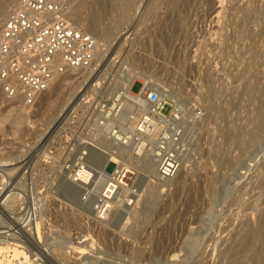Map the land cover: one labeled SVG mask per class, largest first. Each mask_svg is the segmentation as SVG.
Masks as SVG:
<instances>
[{
  "label": "rangeland",
  "instance_id": "1",
  "mask_svg": "<svg viewBox=\"0 0 264 264\" xmlns=\"http://www.w3.org/2000/svg\"><path fill=\"white\" fill-rule=\"evenodd\" d=\"M101 1L94 71L57 79L32 107L1 95L0 232L16 226L17 259L30 264H264V0H112V12ZM96 2L70 0L87 32ZM129 72L168 93L165 114L180 117L179 104L185 120L203 117L188 128L177 183L153 188L137 175L134 214L120 219L125 205L113 200L97 219L96 193L81 195L64 173L97 139L86 100L117 98L104 89Z\"/></svg>",
  "mask_w": 264,
  "mask_h": 264
},
{
  "label": "built area",
  "instance_id": "2",
  "mask_svg": "<svg viewBox=\"0 0 264 264\" xmlns=\"http://www.w3.org/2000/svg\"><path fill=\"white\" fill-rule=\"evenodd\" d=\"M69 4L70 0H22L18 9L1 23L0 98L3 95L10 100L2 96L6 102H22L32 107L40 94L61 76L72 71H94L101 44L69 19ZM141 90L142 85L138 93ZM145 92L140 93L139 103L131 102V111L125 107L111 108L112 102L117 101L114 97L110 100L95 95L86 100L96 115L94 125L105 128L102 131L106 135L110 132L112 146L119 148L117 154L126 163L119 167L118 163L109 161L115 167L112 179L103 183V197L108 201L129 205L128 202L138 198L137 173L126 162L132 143L137 147L134 157L151 159L156 164L154 181L167 184L176 177L187 153L188 128L199 124L203 117L200 109H194L195 120L191 114L185 120L183 108L178 104L181 118H172L170 112L165 114L170 105L157 90ZM83 157H86L84 151L80 160ZM74 167L76 170L77 166ZM95 209H100L97 201ZM110 210L102 207L101 219Z\"/></svg>",
  "mask_w": 264,
  "mask_h": 264
},
{
  "label": "bare ground",
  "instance_id": "3",
  "mask_svg": "<svg viewBox=\"0 0 264 264\" xmlns=\"http://www.w3.org/2000/svg\"><path fill=\"white\" fill-rule=\"evenodd\" d=\"M21 2H22V0H9V2L7 4H4L2 6L0 5V22L6 18V16L12 11V9L14 7L17 6L16 8L13 9V11L16 10V9H18V7L20 6ZM101 2H102L101 0H98V2H96L94 4V7L98 9V12L96 14H94L93 17L88 21V23H89L88 25L90 27V30H89L88 33L90 35H94L91 32L93 30L94 31L97 30V31H99V33L101 32L100 35L105 34V32H103V30H101V28H100V24H101L100 23V20H101L102 12H104L103 11V6H102ZM109 2H110L109 3V12L110 11L112 12L116 8V4L112 0L109 1ZM106 4H108V3H106ZM105 8H107V11L106 12H108V6L107 5H106ZM8 9H9V11H7ZM68 17H71L72 20L74 19L73 20L74 23L76 22V23L81 24L80 17L77 14H74V15L72 14L71 15V13H69L68 14ZM93 37H96V35H94ZM99 52H100V49H99ZM126 71H128V70H126ZM72 72H76V71H72ZM72 72H69V73L65 74V76L63 75L64 77L61 76L60 78H58V80L59 79L61 80V79H64V78L66 79L70 75H74L75 73L72 74ZM80 72H86V71L79 70L78 73H80ZM58 80H55L53 82V84L49 87V89L51 87H53L54 84L57 83ZM137 81L142 82L143 85H144L143 91L141 90L142 93L144 91L149 92L151 90H154L153 88H151L153 86L152 83L141 72H132V73L129 72L126 75H124L122 78H119L117 80H112L110 83H108L107 89H104L105 90V93L106 94L109 93L110 95L112 93H114L117 96V101L115 100V101L112 102L111 108L115 109L117 107H120V108L126 107V108H128L129 111H131L132 110L131 102H135V103H139L140 102L139 101L140 100V94H139L140 92L138 94H133L131 92V88H132L133 84L135 82H137ZM97 85L100 86L101 84H97ZM94 87L95 86H93L92 88H94ZM147 92L145 94H147ZM159 92H160L159 96L161 97V99H164V101H166L170 105V103L166 99V98L169 97L168 93H166V91L165 92H162L161 89L158 90V93ZM114 99H115V97H114ZM123 102H125V103L122 104ZM129 102H130V104H129ZM176 107H177V105H176ZM176 107H174V110H175ZM176 112H177V110H176ZM170 113H171V116L170 117L173 118L175 116V112L172 113L170 111ZM193 115H194V113L191 114L192 119L195 120ZM0 118H4V117L1 116ZM179 118H181V117H179ZM98 128H99V131H98L99 133L98 132L96 133V137H97L96 141H93V142L90 141V143H87V142L85 143L84 142L85 144L84 143L82 144V147H83V149H85V154L87 156L86 157H83L82 160H80V155L81 154L78 155V157L75 156L76 158L74 159V161H75L74 164L77 166V168L75 170V173L74 174H71L69 172V170H66L65 173H64V176H65V178H67V181H68L69 185L73 186L74 188H76L77 190H79L80 192H82L81 195L83 194L85 196H87V195L89 196L93 192L96 193V196H95L96 199L95 200L100 204V209L99 210H96L95 209V210H93L92 213L95 214V217L97 219H101L102 216L104 215V213L102 212V207H104V208H109L110 207L111 208L112 206H116L115 203H113L110 200L108 201V199H104V197H103L104 184H102V182L104 183V182H107L110 179H112V174L107 173L104 170L105 169V166L107 165V163L109 161H113V162L118 163L119 164V167L120 166H124L126 163H125L124 160H121L119 158V155L117 154V152H119V148L118 147L117 148L112 147L113 149L115 148V150L117 152L111 153L110 151H107L108 148H109V146H108L109 143H107V142H111V144L114 143L113 138L111 137L110 132H109V135L107 134L108 136L106 135L105 132H103V131H105V128H103V127L101 128L100 126ZM136 151H137V147L135 146L134 143H132L131 146H130V149L128 151L129 157L127 158L126 162L127 163H130L131 166L134 168L133 171H135V173H137V175H138V183H140L142 181V182H145L146 184H148V186H151L153 188H155V187L156 188H159V187H161V185L163 186V185H168V184H172V183H177V181H178V179H179V177L181 176V173H182V168H183V165H184L183 158H185V155H184V157L182 158V160L180 162V168H179V171H178L176 177L172 181H170L169 183L164 184V183H157L153 179L154 178V175H155V172H156V164L154 163V161L151 160V159L143 158V157H141V158L134 157L133 156V153L136 152ZM87 159H90L91 162H92V164L94 165V167H95V170L94 171H93V169L89 168L86 165L87 164L86 163L87 162ZM108 166H109V164H108ZM139 171L143 172V174L145 176H142L141 177V175H139ZM99 182H101V183H99ZM136 183H137V180H136ZM80 192H79V194H80ZM140 192H142V191L138 189V199H139V197L141 199ZM5 196H6V194H5ZM138 199L137 200H133L132 202H128L129 205H125L124 206L123 210L120 211L121 212V216L119 215L120 216V219L122 218V216H125V215L131 216V214H134V212H135L134 207L140 202ZM142 199H143V195H142ZM130 204L133 205V209L132 210L129 209V207L131 206ZM3 206H2V208H3ZM4 207H8V206L5 205ZM9 212H10V210H9ZM3 222H1V223H3ZM19 224H21V222ZM14 226H15V224H14ZM15 227H12V226L10 228L7 227V228H5V229H7L6 232H0V264H30L29 263L30 261L28 260V257H24L21 260L20 259H17L21 255V252L19 251L20 246L17 243H12V242L17 241L18 239L14 236L13 233H9ZM0 229H2V228H0ZM21 230L22 229H20L19 231H21ZM12 247H13V249H11L10 251L12 253V258L13 259L12 260H8L9 258L8 259L7 258L5 259L4 256H3V253H4L3 251L4 250H9ZM6 253H8V252H6ZM32 264H34V261H33Z\"/></svg>",
  "mask_w": 264,
  "mask_h": 264
}]
</instances>
